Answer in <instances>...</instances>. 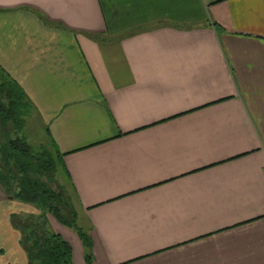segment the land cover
Wrapping results in <instances>:
<instances>
[{"label":"crops","instance_id":"1","mask_svg":"<svg viewBox=\"0 0 264 264\" xmlns=\"http://www.w3.org/2000/svg\"><path fill=\"white\" fill-rule=\"evenodd\" d=\"M0 69L63 154L90 264H264V0H0ZM28 212L0 189V264H27Z\"/></svg>","mask_w":264,"mask_h":264},{"label":"trees","instance_id":"2","mask_svg":"<svg viewBox=\"0 0 264 264\" xmlns=\"http://www.w3.org/2000/svg\"><path fill=\"white\" fill-rule=\"evenodd\" d=\"M30 111L31 103L22 88L0 69V189L7 198L37 210L11 215L27 264H72L71 246L51 229L48 216L77 234L85 263L90 264L92 240L78 223L73 195L64 183L63 154L51 141L48 147L36 149L20 135ZM10 132L15 135L10 137Z\"/></svg>","mask_w":264,"mask_h":264},{"label":"rangeland","instance_id":"3","mask_svg":"<svg viewBox=\"0 0 264 264\" xmlns=\"http://www.w3.org/2000/svg\"><path fill=\"white\" fill-rule=\"evenodd\" d=\"M30 114L27 115L24 128L21 130L20 135H23L29 143H31L34 148L39 149V147H48L50 143L49 137H47L46 132L41 125L37 124L35 120H30ZM10 137L15 134L10 132ZM62 179H60L61 181ZM2 191V190H1ZM32 210L36 211L35 207L30 205ZM27 214H30L29 212Z\"/></svg>","mask_w":264,"mask_h":264}]
</instances>
